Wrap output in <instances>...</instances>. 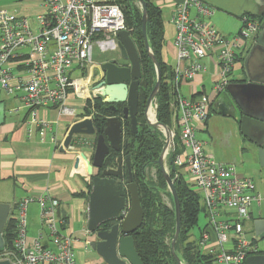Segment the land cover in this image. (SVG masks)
Returning <instances> with one entry per match:
<instances>
[{
    "label": "built area",
    "instance_id": "1",
    "mask_svg": "<svg viewBox=\"0 0 264 264\" xmlns=\"http://www.w3.org/2000/svg\"><path fill=\"white\" fill-rule=\"evenodd\" d=\"M41 6L44 13L37 17L35 29L28 19L0 9V88L2 93L17 94L20 101L9 114L25 112L31 123L47 132L51 124L38 116L39 110L55 108L60 116L80 120L76 109L67 104L68 99L73 96L94 102L101 96L96 87L105 79L103 62L93 58L94 48L103 54L119 53L118 33L130 31L123 11L111 0H41ZM214 14L215 10L202 0H185L173 11L178 67L170 111L175 123L169 128L172 145L164 163L170 162L177 137L181 152L173 164L201 196L209 227L220 244L228 242L233 234V249H223L215 264H246L248 257L258 255L259 248L256 240L248 238L243 223L250 220L254 204L264 205V194L256 193L253 181L237 174L234 166L219 163L204 152L197 134L206 128L211 101L196 78L212 67V91L221 94L231 83L238 58L255 42L262 26L245 16L239 33L230 39L211 22ZM17 69L21 70L15 74ZM78 138L75 136L73 143ZM36 200L42 231L29 243L27 208ZM60 206V201L50 196L20 202L14 250L1 251L0 260L12 264H82L76 258L74 238L64 233L66 221L59 214ZM210 239V233L204 232L200 246H206Z\"/></svg>",
    "mask_w": 264,
    "mask_h": 264
},
{
    "label": "crops",
    "instance_id": "2",
    "mask_svg": "<svg viewBox=\"0 0 264 264\" xmlns=\"http://www.w3.org/2000/svg\"><path fill=\"white\" fill-rule=\"evenodd\" d=\"M151 1L162 11L165 30L163 57L175 73L178 63L174 54L176 30L172 23V16L176 6L185 0ZM202 1L215 10L212 17L214 24L218 31L227 38L237 36L242 28L243 17L246 15L261 16L264 12V0ZM11 9L16 16L28 19L34 29L37 26V17L44 13L41 0H14ZM249 49L238 58L236 64L244 62L243 73L238 77L232 74V83L244 78L245 60ZM169 59H172L173 63L170 64ZM210 69L212 76L213 68L209 67L207 72L196 78L197 83L199 82L204 87L211 101L209 120L206 128L198 132L197 139L203 144L206 154L213 155L219 163L234 166L237 174L253 181L256 193L264 194V167L260 164L259 146L246 139L236 121L223 115L216 106L219 95L213 93L212 85L208 87L205 80ZM20 70H15V74H18ZM262 76L264 77V73L259 77ZM183 89L187 92L186 86ZM182 94L190 95V93ZM0 101L6 105V120L0 126V252L7 250L6 229L10 220L18 217V204L28 198L50 196L60 201L59 214L66 220L64 233L71 235L75 240L78 262L93 264V254L89 247L86 248V243L91 240L86 231L90 185L92 189L88 176L90 165L79 155L80 148H76L79 139L74 143L73 148L60 152V147L75 122L74 119L69 116H60L55 108L40 109L38 116L51 124V129L43 132L35 123L29 121L25 112L19 115L8 113L10 109L20 105L17 94L2 93ZM67 104L78 109V117L80 120L83 119L81 115L84 113L86 102L70 96ZM174 123L175 117L172 115V125ZM245 142H249L250 146H246ZM78 155L79 166L75 168ZM202 205L204 206L203 201ZM28 211V240L32 243L42 231L41 210L37 200L28 205ZM205 215L208 222L203 228H199L197 235L191 234L192 240L200 241L204 232H209L211 239L206 246L202 247L204 252L217 257L223 249L231 251L233 234H230L228 242L220 244L216 232L209 227L210 219L207 214ZM262 218H264V205L254 204L250 210V220L243 223L246 234H252L251 239L256 240L257 246L258 238L254 233V221Z\"/></svg>",
    "mask_w": 264,
    "mask_h": 264
},
{
    "label": "water",
    "instance_id": "3",
    "mask_svg": "<svg viewBox=\"0 0 264 264\" xmlns=\"http://www.w3.org/2000/svg\"><path fill=\"white\" fill-rule=\"evenodd\" d=\"M143 9L142 33L146 50L155 64L157 84L150 94L144 116L155 129L165 130L168 141L157 161L171 191L176 212V234L172 241V251L175 253L181 229V204L174 182L166 172L165 157L172 145L169 127L160 123H152L147 117L148 110L154 103L161 86V71L150 48L147 37V8L144 0H136ZM120 57L128 62V66H119L116 60L103 62L101 67L105 79L96 88L101 90L103 102L116 111V105L124 104L122 117H110L99 128H96L93 118L77 120L70 127L67 136L60 147V152L73 148L74 137L97 136L96 147L92 158L87 153L79 155L90 165L93 174L92 189L89 195L87 236L89 248L93 254V264H144L140 258L133 234L141 228L144 220V210L141 205L138 185L134 182L132 161L130 155H124L129 141L123 140L125 121L132 135L138 133L139 90L142 79L141 61L136 44L128 31L118 33ZM246 78L230 83L219 94L216 106L222 114L233 119L240 126L242 135L259 146L260 164L264 167V24L245 60ZM0 88V97H1ZM6 120V105L0 101V126ZM119 153L115 168H104V162L110 152ZM79 166V156L75 160V168ZM173 172L176 167L170 162ZM88 172V173H89ZM126 213V214H125ZM254 233L258 239H264V218L254 221ZM0 264H12L10 260H0ZM246 264H264V254L247 258Z\"/></svg>",
    "mask_w": 264,
    "mask_h": 264
},
{
    "label": "trees",
    "instance_id": "4",
    "mask_svg": "<svg viewBox=\"0 0 264 264\" xmlns=\"http://www.w3.org/2000/svg\"><path fill=\"white\" fill-rule=\"evenodd\" d=\"M133 1L111 0L112 3L122 6L127 29L130 31L140 55L142 69L137 113L138 133L132 135L127 121H125V136L126 140L129 141V145L128 149L123 150L125 156H131L133 178L138 185L141 205L144 210L143 224L133 234V237L136 250L144 264H179L172 251V241L176 234L175 205L173 198H171V206L164 202V196L167 194V183L160 166L157 164L162 153L163 144L159 133L146 121L144 116L148 98L156 86L157 72L144 43L142 33L143 14L133 5ZM144 1L148 15L147 37L161 71V87L156 96L158 105L157 120L161 125L170 128L172 125L170 102L175 95V93H171L170 83L174 80L175 73L174 69L164 61L163 57L165 30L162 11L151 0ZM246 16L257 20L263 26L264 12L261 16ZM116 107L117 110L114 112L110 109V105L103 102L102 98H96L93 103L88 102L86 104L81 117L92 116L96 128H99L106 119L123 116L125 105L119 104ZM176 144L177 147L171 156L170 162L181 152L179 144L177 142ZM76 146L84 148L83 150L88 148L87 145L80 141ZM118 156L119 153L111 150L104 162L103 169L115 168ZM150 167L157 168V180L148 177L147 170ZM169 168L170 178L174 182L181 204V229L175 245V253L183 264H215V255L204 252L200 246V241L192 240L191 232L198 226L200 213L204 212L206 214L201 196L186 183L178 168H176L175 172L172 171L171 166ZM177 174H179L178 177H176ZM89 190H91V185ZM16 229L17 219H11L6 229V247L8 251L14 250ZM258 254H264V252L259 251Z\"/></svg>",
    "mask_w": 264,
    "mask_h": 264
},
{
    "label": "rangeland",
    "instance_id": "5",
    "mask_svg": "<svg viewBox=\"0 0 264 264\" xmlns=\"http://www.w3.org/2000/svg\"><path fill=\"white\" fill-rule=\"evenodd\" d=\"M99 1H101V2H104V1H106V0H99ZM12 4H14V0H0V9H5V10H8V11H10V12H13V10L11 9V6H12ZM133 5L143 14V9H142V6L140 5V3L138 2V1H136V0H134L133 1ZM119 7L121 8V10H123L122 9V6H120L119 5ZM211 22L214 24L215 22H214V18L213 19H211ZM215 25V24H214ZM241 26H242V23H241ZM230 38V37H229ZM233 37H231L230 39H232ZM93 58H94V60L95 61H97V62H106V61H111V60H116L117 62H119L120 61V55H119V53H117V52H108V53H105V54H103L101 51H100V49L98 48V47H95L94 48V51H93ZM121 62V61H120ZM168 62L171 64V63H173L172 62V59H169L168 60ZM244 68V62L243 61H241V62H239V63H237V64H235V69H234V71H233V75L235 76V77H238V76H241L242 75V69ZM157 72V71H156ZM211 69H210V72L208 73V75H206L205 76V80H206V82H207V84H208V87H209V85H211V78H212V76H211ZM157 79L158 78H156V84H157ZM263 79H264V77H263ZM161 87V86H160ZM170 87H171V93H174L173 92V80H172V82L170 83ZM208 92H210V90H209V88H208ZM97 98H102L100 95H98L97 96ZM94 100H95V98H94ZM156 100V99H155ZM93 103V102H92ZM156 104H157V100L156 101H154V103L152 104V106L155 108V111H156V122H158V120H157V106H156ZM79 111H78V109H76V113H78ZM85 118V117H84ZM87 118H92V116H87ZM170 128H174V126L173 125H171V127ZM155 129V128H154ZM158 133H159V135H160V138H161V141H162V144H163V148H164V146H165V144H166V131L165 130H162V129H155ZM79 140L78 141H80V142H82V143H84L85 145H87L88 146V148H86L85 150H83L81 147H76V148H80L79 150L80 151H78L79 153H81V152H84V153H87V154H89V156H90V158H92V156H93V153H94V149H93V146H95V142L93 143V140L95 139V137L93 136V137H90V136H80L79 135V138H78ZM176 142L179 144V139L176 137L175 139H174V143H175V146L177 147V144H176ZM245 144H246V146H250V143L249 142H245ZM73 145H74V143H73ZM91 146H92V148H91ZM74 147V146H73ZM162 151H163V149H162ZM79 156V155H78ZM169 162H166L165 163V168H166V172L170 175V168H169ZM90 165H92V161H90ZM167 167H168V170H167ZM94 173H96L95 172V170L93 171V174ZM91 175L90 174V172L88 173V176L90 177V180L92 181V178H93V176L94 175ZM147 174H148V177H151V178H154L155 180H157V168H155V167H150L148 170H147ZM166 183H167V181H166ZM166 193L167 194H165V196H164V202L167 204V205H169V206H171V204H172V200H171V198H173L172 197V194H171V191H170V189H169V186H168V184H167V191H166ZM28 216H29V211L27 212V222H28ZM208 222V219H207V217H206V215H205V213L204 212H201L200 213V215H199V221H198V226L197 227H195L193 230H192V232H191V234L194 236V235H197L198 233H199V228H203L205 225H206V223ZM251 227V225L249 226V228ZM29 237V236H28ZM251 237H252V234L251 233H249V235H248V238H250L251 239ZM257 243H258V246H259V249L261 250V251H264V239L262 240V239H257Z\"/></svg>",
    "mask_w": 264,
    "mask_h": 264
},
{
    "label": "flooded vegetation",
    "instance_id": "6",
    "mask_svg": "<svg viewBox=\"0 0 264 264\" xmlns=\"http://www.w3.org/2000/svg\"><path fill=\"white\" fill-rule=\"evenodd\" d=\"M131 35V34H130ZM259 35V34H258ZM254 44V43H253ZM253 44H251V46L249 47L250 49H251V47L253 46ZM250 49H249V51H250ZM119 55H120V52H119ZM121 61V62H120ZM120 61L119 62H117L118 63V65L119 66H128V62H126V61H124L121 57H120ZM246 78V74H244V78L243 79H245ZM125 130H124V135H123V140H126V136H125ZM95 142V146H94V148L96 147V142H97V136H95V139L93 140V143ZM102 173V170H98L97 172H96V174L98 175V174H101Z\"/></svg>",
    "mask_w": 264,
    "mask_h": 264
},
{
    "label": "bare ground",
    "instance_id": "7",
    "mask_svg": "<svg viewBox=\"0 0 264 264\" xmlns=\"http://www.w3.org/2000/svg\"><path fill=\"white\" fill-rule=\"evenodd\" d=\"M147 117L150 120V122L156 123V111H155V108L153 106H151L149 108Z\"/></svg>",
    "mask_w": 264,
    "mask_h": 264
}]
</instances>
